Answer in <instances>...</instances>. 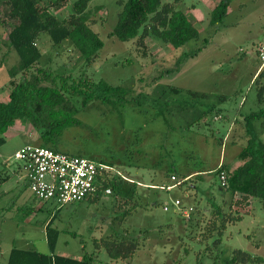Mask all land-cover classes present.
<instances>
[{"label": "rangeland", "instance_id": "1", "mask_svg": "<svg viewBox=\"0 0 264 264\" xmlns=\"http://www.w3.org/2000/svg\"><path fill=\"white\" fill-rule=\"evenodd\" d=\"M76 1L70 0L54 13L61 20L68 18ZM127 1L90 2L89 23L105 46L89 65L78 60V51L69 46L53 48L49 37L42 36V67L57 74L86 73L95 82L129 88V98L142 93L144 105L140 109L132 103L93 102L79 107L80 125L66 129L57 148L114 165V169L148 187L161 185L155 163L168 166L170 174L196 175L172 191L138 185L137 209L116 193L64 206L46 204L30 192L20 172L22 163L14 158L22 147L39 145V134L31 123L17 121L0 147V264H7L13 248L51 254L46 237L49 217L54 218L52 228L59 231L55 255L75 259L93 256V264H230L238 249L264 258V202L258 199L247 209L233 208L242 220L227 226L219 248L214 245L215 238L202 239L201 235L213 213L211 205L223 202L213 171L226 150L220 140L232 143L242 134L244 140L232 151L237 150L247 135L245 129L235 131L236 119L243 118L236 115L264 110V95L259 100L264 79L257 80L264 67V0H234L224 22L216 26H210V18L217 0H180L178 9L192 17L201 38L177 50L148 38L150 56L146 58L137 52L135 41L121 42L110 36ZM8 11L5 0H0V102L9 101V70L19 61L9 46L13 22L7 19ZM204 39L209 42L206 47ZM198 48H202L198 56L177 71L178 58ZM173 88L180 92H173ZM213 105L223 110L215 119L213 113L205 115ZM253 131L264 142V117L253 123ZM177 199L192 210L190 219L172 206ZM44 203L45 208L36 211ZM147 203L151 206L146 207ZM165 204H169V212L163 210ZM125 211L130 215L123 217ZM111 238L137 239L139 248L128 259L113 260L105 246L96 245L97 240Z\"/></svg>", "mask_w": 264, "mask_h": 264}, {"label": "trees", "instance_id": "2", "mask_svg": "<svg viewBox=\"0 0 264 264\" xmlns=\"http://www.w3.org/2000/svg\"><path fill=\"white\" fill-rule=\"evenodd\" d=\"M69 1L5 0L9 10L7 19L13 22V27L8 34L9 46L17 52L19 61L17 66L9 70L11 77L7 83L9 101L0 102V147L6 143L5 134L16 125L17 121L29 122L37 130L39 134L37 146L60 151L57 145L64 131L80 125L77 117L79 107L85 108L93 102L105 105L132 103L140 109L144 107L142 93L130 99L129 88L114 87L105 81L95 82L86 73L78 76L72 73L57 74L40 65L43 51L39 43H42L43 35L49 37L53 48L69 46L71 50L78 51L80 54L78 60L85 65L93 63L98 52L105 46L89 23L90 17L87 10L92 0H77L73 4V13L68 18L61 20L56 16L54 11H59ZM233 1L217 0V5L211 13L210 26L224 22ZM179 2L180 0H175L174 3L167 0H128L123 3L110 36L121 42L135 41L137 52L144 58L150 56L148 38L171 45L176 50L192 41L199 40L200 30L191 16L178 9ZM208 44V39H204V47ZM201 51L202 48H198L180 56L175 64L178 70L173 69V71H180V67L187 60L197 57ZM19 75L20 78L17 80ZM260 79H264V67L257 76V80ZM172 91L180 92L176 88ZM194 95L206 97L205 94L194 93ZM263 95L264 86L261 88L260 101L263 100ZM220 100L224 102L227 99ZM222 112V109L213 105V109L207 111L205 115L213 113V119H215ZM236 116L243 118L236 119L238 127L235 131L245 129L246 142L237 156L239 163L237 166L223 163L213 170L218 178V190L222 194L223 202L211 205L213 213L204 227V232L201 233L202 239L215 238L216 248L221 246L227 226L242 220L240 212H234L235 206L248 207L251 199L264 202V142L253 131V123L264 117V110L245 116L240 113ZM220 143L223 144L222 139ZM222 172L226 175L224 185L220 179ZM171 174L170 172L167 174L170 179L172 176L181 177L176 173ZM191 178L180 187H183ZM124 183L129 186L123 187ZM137 186V182L130 183L118 176L113 180L103 181L101 192L94 196V199H100L103 192L109 188L112 191L111 194L116 193L117 196L125 199V203L134 204V209H137L140 207L137 202L140 199H138ZM146 205V207L151 206L150 203ZM152 205L156 206L157 203L154 202ZM127 215H130L129 211L123 212V217ZM47 235L51 254L13 248L9 253L7 264H93V256H83L79 260L55 255L59 231L52 228L51 224L47 227ZM96 245L97 248L105 246L113 260L128 259L139 248L137 239L130 238H124L121 241L113 238L103 239L101 242L97 240ZM253 262L263 264L264 258L239 249L233 252L230 260V264Z\"/></svg>", "mask_w": 264, "mask_h": 264}, {"label": "built area", "instance_id": "3", "mask_svg": "<svg viewBox=\"0 0 264 264\" xmlns=\"http://www.w3.org/2000/svg\"><path fill=\"white\" fill-rule=\"evenodd\" d=\"M261 59L264 60V51L261 52ZM14 158L22 163L20 172L34 197L40 201L57 203L60 206L96 196L101 192L103 181L113 180L117 176H121L130 183H136L119 170L114 169V166L37 145L22 147L15 152ZM188 179L172 176L170 179L172 184L151 188L172 191ZM220 179L223 185L226 184L224 172L221 173ZM137 184L141 187H148L140 182ZM103 193L110 195L112 191L108 188ZM172 206L181 210L183 217L190 218L192 210L185 209L181 200H175ZM163 210L169 212V204H165Z\"/></svg>", "mask_w": 264, "mask_h": 264}, {"label": "crops", "instance_id": "4", "mask_svg": "<svg viewBox=\"0 0 264 264\" xmlns=\"http://www.w3.org/2000/svg\"><path fill=\"white\" fill-rule=\"evenodd\" d=\"M258 72L259 71H257V73ZM237 137L238 138L234 139L232 143H228V144L227 143H223L222 144L223 147H226V150L223 149V153L221 152L220 157L218 158L217 162L215 163V165H216L215 168L219 167L223 163L230 164L231 166H237L239 164L238 161H237V156L240 153L241 148H242V146L244 144L241 147H239L237 150H235V151H232V150H233V148H235V145H236L237 142H240V141L244 140V137H243L242 134L241 135L237 134ZM234 161H235V163H233ZM154 168L159 170V172H160V176H159L160 184L161 185H170V183H169V182H171L170 181V177H168V175H167L168 174V166H165V165L164 166H158V164L155 163L154 164ZM171 175H173V174H171ZM194 175H196V172L190 173V174H187V175H181L180 179L190 178V177H192ZM253 201H254L253 199L249 200V206L253 203ZM45 203L47 204V203H50V202H45ZM45 203L42 204V205H38L35 208L36 211H42L45 208V206H46ZM248 207H245V209H247ZM50 210H51V208H50ZM35 216H37V214ZM53 222H54V219L53 218L51 219V217H49V219L46 221V230H47L48 225L51 226V224ZM46 237H47V241H48V235L47 234H46ZM80 259H82V258H80Z\"/></svg>", "mask_w": 264, "mask_h": 264}]
</instances>
